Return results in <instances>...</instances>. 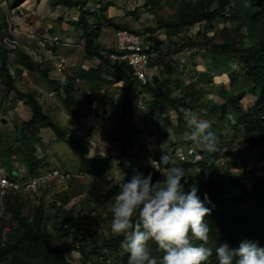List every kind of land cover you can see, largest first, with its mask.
<instances>
[{
	"label": "trees",
	"instance_id": "obj_1",
	"mask_svg": "<svg viewBox=\"0 0 264 264\" xmlns=\"http://www.w3.org/2000/svg\"><path fill=\"white\" fill-rule=\"evenodd\" d=\"M52 1H54L55 5L65 7L62 14L65 11L80 7L79 18L74 23L77 29L82 31L80 37L85 38V51L89 56H100L104 62L103 66L108 67L103 68L100 66L91 70L79 67L77 75L92 83H100V81L105 80L106 73L118 74V77L124 80V86L119 93L99 92L100 94H97L95 91V96L93 95L94 99L100 102L103 101L104 107L101 116L113 113L114 107L120 108V112L117 114V124L109 132L111 141L119 148V153L109 154L106 157H89L87 142L82 141L81 137L74 138L70 136L66 130L52 119L50 114L52 106L48 105L45 109V106L39 101L41 100V94L43 95L42 91L37 92L35 95L32 92H22L17 88V79L23 77L25 70L30 73L43 71L49 80L48 84L55 88L56 79L51 73L48 74L49 70L52 72L54 70L53 59L44 57L42 61L35 60L23 49L5 47L2 43V38L7 34L6 32L0 34V79L4 85L2 100L3 102L11 101L12 108L15 107L14 103L23 100L31 109L32 118L23 122L22 126L17 127L15 135V143H17L19 148L21 160L25 165L29 166L30 171L39 170V166L45 163L46 158L40 159L34 155L36 143L42 138L41 136L38 138V133L41 134V129L45 127L52 128L59 135V138L68 142L80 156L81 166L86 167L90 174H101L107 171L115 172L124 169L123 158L135 156L139 151L145 152V156L150 159L155 158V155H149L153 153L148 145H151L152 141L147 139L145 141L148 142L147 144L141 141L140 136L144 133L150 135L149 137L160 135L168 138L170 146L179 148L178 144L180 142L175 138H170V140L168 137L170 126H174L177 134L181 132L185 134L184 132L191 131L188 127L187 119L195 116L200 120L209 121L214 131L215 129L219 130L216 135L218 142L219 135H221L220 125H226L228 130L235 129L242 132L251 141L252 146H250L248 151H245V148L239 151L229 148L223 150L221 145H217V151L215 152H208L201 148L203 150V159L198 162L182 163L174 157L167 166L175 164L183 167L186 172L194 168L200 170V175H196L197 177L190 176L189 178L186 176L182 179V183L185 184L186 191L190 190L192 185L198 186V195L201 199L203 200L204 194L207 193L211 200V203L205 201V206L212 209L210 215L205 217L210 233L209 240L204 246L212 250V255L208 258L207 264H218L215 249L224 242H227L232 247H238L242 240H249L258 242L261 247H264V175H257L256 171L258 169L251 174L249 168H246L241 177H234L232 170L228 168L229 160L226 166L216 164L217 159L228 157V154L235 157L251 154L249 157L254 155L255 159L264 156V0H179L181 4L178 10L179 13L173 16L176 20H172L173 18L166 21L161 18L156 19L158 27L166 28L170 37L197 21L206 20L207 28L215 26V22L219 20H224L235 26H215L216 34L210 36L202 33L201 36L203 38L198 43L209 49V52L204 57L211 61V66L216 65L222 70L227 69L231 85L227 88L225 84H222L221 88L216 92L218 95L219 92L222 94L223 102L218 99L215 102L204 91L200 93V96H196V93L191 91L192 84L183 86L187 90L183 88L182 93L179 94L174 92L173 87L160 84L152 90L154 97L149 101V107L156 115L152 121L154 128L150 127L149 129L141 127L135 121V116L139 113L132 92L135 80L126 71H123L124 67L122 65L111 63L110 59L103 53L102 45L99 42L103 20L113 27H129L126 23L117 24L115 18L112 19L106 16L105 11L112 4V1H106L102 7V3L97 0L96 3L100 4V6L93 10L85 8L90 0ZM149 2H157V0H149ZM99 11L100 13L98 14ZM90 17L94 18L95 21H91ZM90 25H92L91 30H89ZM230 28L234 32H238L237 36H232L229 33ZM220 29H223L221 32L224 34L222 42H219L216 36ZM60 35L63 36L64 34ZM245 37H248L250 42H245ZM192 43L194 41L190 40L189 44ZM16 55L19 56V66L16 74H14L10 60L15 58ZM230 62L231 68L234 63L241 64L242 71L239 76H237L236 69L229 70ZM216 74L221 75L219 73ZM211 77L209 78L210 81H212ZM209 79H206L205 83ZM241 79H246L250 82L243 89H239L237 85L241 82ZM180 85L181 82H176V86L179 87ZM253 86L255 90L251 94L250 88ZM178 87H175V89ZM92 88L95 89L94 87ZM58 90H60L59 86ZM73 91H76L74 86L65 87L66 97L64 102L67 110L79 118L81 116L78 109L79 101L74 98ZM246 94H251L255 98L253 104L248 108L242 105ZM219 97L222 99L220 95ZM71 104L77 106V109H74ZM170 110H174L177 115V123L175 125H172L174 123L169 114ZM146 113L144 112V114ZM136 142L140 144L138 146L139 151L133 150L130 152L129 147H134ZM2 144H5V146ZM2 146L4 148L0 152V161L4 164L0 163V169L6 171L11 177L21 174L23 172L21 168H12L10 166L9 160L14 153V146L11 143H3L0 138V149ZM258 147L263 148V151L251 153L253 148ZM180 148L184 149L182 146ZM153 150L156 151L158 149L155 148ZM1 165H4L7 169ZM165 166L162 164L161 168ZM141 172H145L143 173L145 176L151 173L153 183L163 179L161 173L153 165H150L147 169H141ZM246 174L253 179L252 186L249 188L245 184ZM129 179L131 178L125 179L122 183ZM236 185H243L240 191L233 188ZM119 186L114 185L108 190L117 193ZM71 187L72 189L74 188V183L63 194H60L61 197L56 198V200H61L63 204L68 202L70 194L73 192L72 189L70 190ZM49 190V188L42 189L40 191L41 197ZM232 190L234 195H228ZM40 193L34 196V201H36ZM19 198V196H16L13 201L9 199L6 204L5 210L11 212L17 224L7 233L5 239L0 236V264H74L69 260L71 245L67 237L83 241L80 246L81 253L84 255L85 262L83 264H88V261L91 264H100L107 259L113 264H128L129 254L124 253L121 247L123 237L112 233L110 228L112 213L108 218L99 216L95 225H89L82 233L78 234L76 232L74 236H71L70 229L62 228L63 225L61 223L64 221L66 214L61 210V207H57L56 210L50 209V213H47L43 206L44 202L39 200L37 205L34 206L32 213H25L23 210L25 200L22 202ZM105 198H107V194H104L102 199L94 198L90 204H93L94 201L104 204L106 202ZM80 208L78 206L72 207L68 212L69 215L76 217V213L81 212L79 211ZM52 218H55L57 223V234H60L59 236L61 237L59 242L47 226L48 220ZM108 220L109 222L107 223ZM133 220L135 221V216ZM78 225L79 223L76 222L75 227L78 228ZM104 226L107 228L106 234L104 233ZM87 239L94 240V243L86 245L85 241ZM193 243L200 244L201 242L197 243L193 240ZM148 248L152 257L157 260L162 257L163 253L154 241L148 242Z\"/></svg>",
	"mask_w": 264,
	"mask_h": 264
},
{
	"label": "rangeland",
	"instance_id": "obj_2",
	"mask_svg": "<svg viewBox=\"0 0 264 264\" xmlns=\"http://www.w3.org/2000/svg\"><path fill=\"white\" fill-rule=\"evenodd\" d=\"M99 1H101L102 3L106 2V0H99ZM111 1L114 4L116 3L117 6L121 9V11L124 13L122 14L121 19L120 18L118 20L116 19V21L119 22V24L127 23L129 26L135 28V26L138 24V21H143L142 24L144 25L143 28L145 29L146 33H152V31L148 30L147 28H155L157 26L156 19L161 18L164 21L171 20L175 14L179 13L178 10L181 6L179 0H157V2H149V0H111ZM89 2L91 5L93 4L92 5L94 6L93 8H98L97 7L98 3H96L95 1L93 2L91 0ZM92 6H88V8L90 7L92 8ZM58 7L57 6L54 7V1L52 0H0V34L7 32V34L3 36L5 37L8 34H10L11 29L15 27V28L20 29L18 32L20 34L21 42H27L30 39L28 38L27 35H25V32H29L33 29L39 32L41 28L43 29L50 28L53 30L54 33H65L64 29L62 28L63 21L61 19L59 20V17H58V15L62 12V10L58 11L57 9ZM32 10L35 11L38 17L33 18L34 16H32L33 19L30 20L31 18L30 14L32 13ZM41 12H42V15H40ZM99 13L100 11L98 12V14ZM111 14H110L111 18L114 19L115 17L112 16ZM63 18H66V15H64ZM78 18L79 16L74 18V20L76 21ZM172 20H176V18H173ZM91 21H93L92 18H91ZM105 23L106 22L103 20L102 30L104 26L107 27L106 29L107 33L106 32L101 33L99 39L104 38L106 40L110 36L114 40V36H113L114 27L107 23H106L107 25H105ZM231 26H235V25L229 22L226 25V27H231ZM91 27L92 25H90L89 30H91ZM222 30L223 29L218 30V33L216 35L217 40L219 42H222L224 38V34H222L221 32ZM242 30H245V29H242ZM212 31L215 32V30H212ZM48 32L49 31H47L45 34H48ZM164 33L167 34L164 29H157L153 31L152 36L148 34H145L144 36L148 42L154 43L156 40L153 39L152 37H155V36L159 37L158 35H161ZM229 33L232 36H237L238 34L237 31L234 32L233 30H231V28L229 30ZM245 38H246L245 42H250L248 37H245ZM35 46L38 50L40 49L38 45H35ZM101 47L103 48L102 50H106L110 48L108 47L107 44H104ZM70 48L79 49L81 53H79V56L77 59H79L80 62L85 61L83 50L78 45H75V46L71 45ZM203 59L204 57L201 58V60L200 59L197 60V62L199 63V68L201 70L205 69L206 71H208L212 69L215 71V73H219V74L227 73L228 74L226 68L222 70V68H220L219 66H216V65L211 66L210 63H208L207 61ZM10 64L12 67L16 68V59L11 58ZM69 64L71 65L73 63L69 62ZM202 64L204 68L201 66ZM92 65L94 64L90 62L88 66L90 70L92 68ZM233 68H235L236 71H238L237 76H239L242 71L241 64L234 63V66L231 68V62H230L229 70L232 71ZM53 69H54V65H53ZM206 71H202L200 73L199 75L200 80H203L206 78V76L208 75ZM50 73L54 76L51 70H49L48 74ZM184 77H186L185 85L189 86V84H192L191 91L195 92L196 96H200L201 95L200 93L204 91L206 94L210 93V94H213L214 96L216 95L219 101L221 102H223L224 98L220 92H219V95L221 96L222 99H220L219 95L216 93L217 84H221L220 82H226L225 86L227 88H229L231 85L229 77L226 74L217 76L216 80L213 78L215 87L205 85V87H207L206 90H204V84L200 83V80H197V79L193 80L192 77H189V75L184 76ZM66 78H67V82L65 84V87L71 86V83H74L72 84V86L76 88V91H73V94L75 95L74 98L79 101L78 109L80 110L81 116L77 118L70 111H68L66 108L65 102H64V99H65L64 96L66 95L65 94L61 95V93L60 94L57 93L55 94L57 96L53 98L54 100L52 102L50 101V98L48 101L42 102V104L45 106V109L48 107V105L52 106L51 107L52 110H50L52 119L55 122H57L61 126V128L66 130L70 136L74 138L81 137L82 141H85L84 137L90 134V136L86 137L87 143L85 142L88 147L89 157L90 156L106 157L109 154H113V153L116 154L117 152L119 153V148L117 147L115 143L111 141L109 132H111L112 128L116 126L117 124V114L120 112V108L114 107L113 113H109L105 116H101L102 111H103V109L100 110L99 108V105L101 104L99 103L98 105L94 106L92 104L93 96H88V93H87L89 86L94 87L96 90H98L99 88H101L103 83L101 81L100 83L99 82L92 83V82H88L85 80L83 83H80V84L79 82L76 83V81H74L73 79L72 72L70 71H68V74H66ZM178 78H179L178 75L171 68H167L166 70L162 72V80H165L164 83L167 84L166 86H171V87L175 86ZM48 82L49 80L47 79V75H45L43 71H33L31 73L30 72L27 73V75L25 76L23 75V77L19 79L16 82V84H17V88L22 92H32L33 94L36 95L37 92L42 91L44 93V96L46 95L44 99H48L46 93H48L49 90L52 88L48 84ZM107 82L109 84L107 85L109 86L108 87L109 93H112V94L116 93L115 86H113L114 82L113 81H107ZM249 83L250 82L248 80L241 79V82L237 85L239 89H243ZM205 84H207V82ZM54 85L57 86L56 84ZM103 88L107 89L106 87H103ZM0 93L2 97L3 96L2 93H4V89L0 90ZM59 95L61 97H59ZM254 99L255 98L252 97V95L246 94L245 97L243 98L242 105L245 108H248L253 104ZM219 101L217 102L221 103ZM54 106H55V109H54ZM71 106H73L74 109H77V106H75L74 104H71ZM27 108H29V106L22 100V102L20 103V107H18L16 110L18 114L19 112L21 113L18 115V117H16V115L14 116L12 115V113H14L13 111L14 108H12L11 101L10 102L5 101L0 104V114L4 112L5 109H8L7 114H9L10 109H11V113L9 115L6 114L7 115L6 116L2 114L6 116L4 117L6 122L4 121V119L0 120V138L4 139L5 143H9V144L11 143L14 146L13 154H15L16 157L12 158L11 156V160L19 161L18 163L20 164V167L18 168H22V169L25 168V166L22 165L24 164V162L21 160V157L19 154V148L17 147V143H15V135H16L17 127L22 126L23 122L30 120L28 119V113H26ZM169 114L171 115V118L173 119L172 122L174 124L172 125H175L177 123V115L175 114L174 110H170ZM135 121L137 122L138 125H140L143 128L144 127L148 129L150 127L154 128V125L152 123L153 119L147 118L144 112L140 111L138 114H136ZM3 123H6V124H3ZM85 124H88V127L90 128L93 127L91 132H89L90 130L87 129V126ZM94 127L97 128L96 129L97 133H95ZM220 127H221L220 128L221 135H219L220 138L218 139L217 145H221L223 150L229 148L231 150L239 151L245 148V151H248L250 149V146H252L251 141H249L242 132L236 131L235 129L228 130L226 128V125L224 126L220 125ZM168 130H169L168 132L169 139L175 138L178 142H180L178 144L179 146L186 148L187 145L192 142L191 140L186 139L185 134H182V132L177 134L176 130L174 129V126H170ZM211 130L215 133V135H217V133L219 132L218 129H215L214 131L213 127H211ZM49 132L50 130L47 127L41 129V134L38 133V138L40 136L42 138L38 143H36L35 148L37 149V153H39L40 155L45 154V158L50 164H55L59 166L63 171L70 172L71 174L75 176L71 182L72 184L74 183V188L73 189L72 187L70 188V190L72 189L73 192L70 194L71 199L68 202L72 206L74 205V202H77V206L81 207L79 210L81 212L76 213L75 215L76 219L79 221V226L82 229H86L89 225H95L97 223V220L99 219V216L108 218L109 215L111 214V205L114 202L113 196L116 194L115 192H111L110 190H108V189H111L112 186H110L108 183H105V182H99V183L95 182L92 176L90 175V172L87 170V168L84 166H81L80 156L73 150V148L68 144V142L62 138H59V135L56 132L52 131L53 136H51L52 132H51V135ZM188 132L189 131H186L184 133H188ZM78 133L83 136H80ZM149 136L150 135L143 134L140 136V138L144 144H147L148 142H145V141L147 139H150L152 141L151 146L153 147V149L154 148L158 149L155 152L150 153L149 154L150 156L157 155L161 151L163 152L170 151V147L172 148V146H170L169 144L168 138L161 137L160 135H155L156 137H149ZM89 137H90V140H89ZM95 142L96 143L98 142L99 146L95 145ZM105 144H108L107 150L106 148H104L106 147L104 146ZM129 150L131 152L134 150V148L129 147ZM135 150H136V147H135ZM262 150L263 148H259L256 150V152H261ZM95 154H97V156ZM171 157L174 158L175 153H171ZM134 158L135 160L137 159L136 157ZM228 160L231 161V164L228 165V168L232 170L233 172L232 175L234 177H241L244 171L246 170V168H249V171L251 172V174L254 170L258 169V171H256L257 175H264V157L262 159L255 161V156L252 155L251 157L247 159V163H245L242 158L241 159L234 158L233 156L228 154V157H220L219 159H217L216 164H218L219 166H223V165L226 166ZM131 161L132 160L129 161L128 157H125L123 159L125 168L121 170H127L129 163ZM0 163L4 164L3 162H0ZM10 164L14 166L17 163L13 162ZM130 167L131 166H129V168ZM42 170L43 169H41L40 172ZM117 172L121 174L120 172L122 171H117ZM141 173H145V172H141ZM187 173H188V176H187L188 178L190 176L197 177L198 174L200 175V170L197 168H194V169L188 170ZM25 174L30 175L31 173L25 172ZM75 178H76V181H74ZM245 181L247 183V187L248 188L251 187L253 183V179L248 174L245 175ZM55 186L57 188L50 190L49 192L44 194L42 197L40 193L37 196L35 202L32 200L26 199L25 207H24L25 213H31L34 209V206L37 205L39 200L41 202H44V205L50 209L52 207L53 200L55 198L61 197L60 193L64 191L62 190L63 187H61V185H55ZM239 186H240L239 189L236 186L234 187V189L237 191H240V188L243 185H239ZM104 194H107V198H105L106 202L104 204H102L99 201L98 202L94 201L93 204H90V202H92L94 198L102 199V196ZM228 195L230 196L234 195L233 190ZM64 214H67V213L64 211ZM108 222L109 220L107 221V223ZM15 224H17V222L16 220L13 219V215L11 214V212L9 210H3L0 207V231H1L0 236L5 239V236L7 237V233L14 228ZM106 232H107V228L104 226V233L106 234ZM62 233L64 234L63 231ZM57 239L59 242L61 238L59 239V237H57ZM68 242L71 245L70 239H68ZM196 242L198 243L199 241H196ZM93 243H94V240L92 239H87L85 241L86 245H92ZM75 253H77L79 258L73 259V260L76 262V264H80L81 261L84 260V255L81 253L78 254L79 253L78 251H75ZM69 260L71 261L70 258ZM35 264H38V263H35Z\"/></svg>",
	"mask_w": 264,
	"mask_h": 264
},
{
	"label": "clouds",
	"instance_id": "obj_3",
	"mask_svg": "<svg viewBox=\"0 0 264 264\" xmlns=\"http://www.w3.org/2000/svg\"><path fill=\"white\" fill-rule=\"evenodd\" d=\"M88 6H92L90 2L86 4L85 8H88ZM99 6L100 4L97 5V7ZM93 7L94 6L90 8L93 10L95 9ZM78 10L80 9L78 8ZM206 22H207L206 20L197 21L192 25H190L189 27H187L186 29H184L183 31L173 35V37H171V41H172L171 43L174 44V48L171 51L169 49H166L164 46H162L164 48V53H167L172 56L171 58L172 61L170 63L167 62L163 64V68L160 72V79L156 77L155 80L157 84L156 87H150L151 89L149 88L150 94L153 97L154 95L152 93V90L154 88H157L160 84H164L165 86L167 85L166 83H164L165 80H162V72L164 71L166 64L168 65L170 64L169 66L173 67V69L177 68L178 70H180V73L177 74L179 77L177 79V82H181V85L179 87L176 85L172 86L174 88V92L177 91L176 92L177 94L179 89H180V93H182L183 88H185L183 86H185L186 77L184 76L189 75V77H192L193 80L194 79L200 80L199 78L200 73L206 70L205 69L201 70L199 68V63L197 62V60L198 59L201 60V58H203L204 55H206L209 52L208 48L206 52H202V53L201 52L193 53L191 55H186V56L179 55V58L184 60L183 67H180L179 65L180 60L178 58H175L174 55H177L178 52L185 46L198 44L197 41L187 38L186 35L182 36L181 39L178 40L177 36L179 33L187 32L192 28L196 32L195 34L197 40L200 41L203 38V36H201L202 33L213 36L216 34L215 26L226 27L228 23L225 22L224 20H219L215 22L214 24L215 26L211 28H207ZM195 26L198 27L199 29L196 28ZM156 27L162 29L158 27V25ZM115 28L118 27H114V29ZM123 28H129L133 31L138 32L143 37V39L146 42H148L144 36L146 32L143 26L138 28H133L131 26L123 27ZM163 29L167 33L166 28L163 27ZM212 30H215V32H213ZM190 40H193L194 43L189 44ZM156 46H160V45H156ZM193 60H195V62H193ZM203 60L207 61L211 65V61L209 59H206L204 57ZM172 62H177V65L176 64L171 65ZM201 66L203 67V64ZM233 66L234 64L232 65V67ZM206 73H208L206 78L200 80V83L204 84V90L207 89L205 85L215 87L213 78L216 80L217 76H219L212 69L206 71ZM223 74H226L229 77L227 73H223ZM107 76L115 77V79H113V82L114 80H116V78H118V74L116 75L109 73L108 75H106V78ZM210 76H212L211 77L212 81H210L209 79ZM206 79H209L207 84H205ZM220 83L221 84H217L216 86L217 90H219L221 88V85L225 84L226 82H220ZM136 84L137 83L135 81V85ZM175 87L178 88L175 89ZM185 89L187 90V88ZM207 96L210 99L214 100L215 102L218 99L216 95L214 96L213 94L210 93H207ZM137 111L140 112V110ZM2 114H4V112H2ZM4 117L6 116H3L2 119H4ZM187 124L188 127L191 129L190 132L185 133L186 139L192 141L189 144V146L196 144V146L201 147L205 151L208 152L217 151V138L215 133L210 130L211 124L209 121L200 120L195 116H191L187 119ZM148 145L150 146V144ZM135 147L136 146L133 147L134 150ZM259 148L261 147L253 148L251 153L256 152V150ZM152 151L155 152L153 149ZM159 153L155 156L157 157ZM34 155L36 156V158H40V159L45 158V154L40 155L39 153H37V149L35 150ZM137 155L128 156V158L136 157ZM249 155L247 156L243 155L240 157L233 156V157L238 159L242 158L243 161L247 163V159L249 158ZM143 156H145V154H143ZM263 157L260 156L258 157V159L256 158L255 161L262 159ZM132 159L133 160L129 163V166L133 161H136L135 158ZM229 162L231 164L230 160ZM170 163H171V158L169 154L164 152L161 156L159 164L166 165L165 167L161 168L157 166V164H154L152 162L153 167L156 168L161 173L163 177L162 180L153 183L151 173L145 176L143 173L136 171L132 175L131 179L125 181L119 186V191L113 196L114 202L111 205L112 219L110 221V228L112 233H114L117 236L123 237V240L121 241V247L126 253L129 254L128 264H207L208 258L212 255V250L204 246L207 244L209 240V233H210V228L206 223L205 217L210 215L212 211L211 208L205 206V201L211 203V200L207 193L204 194V199L202 200L201 197L198 195L199 188L196 185H192L190 190L186 191L185 184L182 183V179L188 176V173L183 167L176 166L175 164H172L171 166H167ZM182 163H195V162H182ZM129 166L128 169L125 170V172H129ZM49 167H56L62 170L59 166L55 164H50L46 159L45 163L42 166H39V171L43 169L41 172H44L48 170ZM25 172L31 174L26 175ZM35 172H37V169L36 171H30L29 166L26 165V167L23 168V172L15 177L17 179L27 178L32 174H34ZM90 175L92 176L94 174H90ZM108 178L112 179L111 172L109 173ZM245 184L247 186L246 181ZM70 185H72V183ZM236 187H238L239 189V185H236ZM42 189L43 188H41L40 191ZM40 191L37 193H40ZM35 195L36 194L28 195L22 199L19 196L20 197L19 199L22 202L26 199L34 201ZM15 198L16 197L13 196L8 197L4 205H2L0 202V207L3 210H5L8 200L10 199V201H13L15 200ZM70 199L71 198L69 197V200ZM43 206L46 209L47 213H50V209L53 210L57 209V206L55 205V200H53L52 207L50 209L47 208L44 204ZM74 206H77V202L75 203ZM134 216H135V221L133 220ZM77 222L79 223V221ZM75 223H73L71 226V228H73V231L74 229H78V230L82 229L79 225L78 228L75 227ZM56 224L57 223L55 222V218H52L48 220L47 226L48 229L54 233V237H56V239L57 237H59L60 239L61 238L59 236L60 234L59 235L57 234V230L55 228ZM61 224L64 225V221ZM62 228L65 229L63 226ZM76 232L80 234L79 231ZM76 232L71 234V236H74ZM68 239L71 240V251L69 258L74 264H76V262L73 259H78L79 257L77 253H75V251H78L79 252L78 254L81 253L80 246L83 244V241L67 237V240ZM193 240L199 241L201 243L194 244ZM149 241H154L158 245L159 250L162 251L163 255L159 260L151 256L148 248ZM76 243L79 244V247H76ZM215 253H216V258L218 260V264H264V247H261L258 244V242L242 240L239 243L238 247H232L227 242H224L215 249ZM83 262L85 261L84 260L81 261L80 264H83ZM87 263L91 264L90 261H88ZM100 264H111V262L109 259H107L101 262Z\"/></svg>",
	"mask_w": 264,
	"mask_h": 264
},
{
	"label": "built area",
	"instance_id": "obj_4",
	"mask_svg": "<svg viewBox=\"0 0 264 264\" xmlns=\"http://www.w3.org/2000/svg\"><path fill=\"white\" fill-rule=\"evenodd\" d=\"M78 8L80 9V7ZM60 14H62V12ZM19 30L20 29L13 27L10 31V34L2 38V43L5 47H8L10 49H23L24 51H26V53H29L36 60L42 61L44 57L53 59V77L54 79H56L55 84L57 86H55V88H51V90L46 93L48 99H44L46 95L44 96L41 94V100H39L41 103L43 101H48L49 98L52 102L54 100L53 98L57 96L55 95L57 93L66 95L65 84L67 82L66 74H68V71L72 72L73 79L74 81H76V83L79 82L80 84L84 82V79H82L73 71L72 64H69L68 56L62 53V48L64 46L78 45L83 50L85 61L81 64L82 69L90 70L88 68L90 62L94 64L92 65L91 69L98 68L100 66L103 67L104 65V62L100 56L87 55L85 51L84 37L73 38V36L71 35L61 36L60 34L56 33L39 34V32L33 29L29 32H25V35H27L30 40L27 42H21L20 34L18 32ZM195 33L196 32L191 28L187 32L179 33L177 39L180 40L182 36L186 35L187 38L193 39L199 43L200 41L197 40ZM113 36L114 40L112 39V42L108 45V47L110 48L103 50V53H105L108 59H110L112 64L117 63L119 65H122L124 67L123 70H125L127 74L136 81L137 84L132 90L136 108L137 110L147 112V118L153 119L156 117V115L149 107V101L153 99V96L150 94V87H156V77L160 79V72L163 68V64L167 62L170 63L172 61V56L164 53V48L162 46L149 44L138 32L133 31L129 28H115ZM34 44L38 45L40 49L38 50ZM31 45H33L34 48ZM206 51V46L194 44L191 46L183 47L177 55H174V57L180 60L179 65L180 67H183L184 60L179 58V55L186 56L193 53H202ZM107 78L109 80L115 79V77L113 76H107ZM72 84L74 83H71V85ZM58 86L60 87V90H58ZM90 88L91 89H88L87 91L88 94L95 91L106 93V89H104L103 87L98 90L93 89L92 87ZM179 93L180 89L178 90V94ZM59 97L61 96L59 95ZM99 103L101 104L99 105V108L100 110H102L104 104L93 98L92 104L94 106L98 105ZM3 116L4 115L0 114V119H2ZM139 145L140 144L138 142L135 143L137 151H139ZM149 148L153 149L151 145L149 146ZM163 153L164 152H161L156 158H152L149 160L148 157L143 156L145 152L139 151V154L136 156V161H133L130 165L131 167L129 168V172H125V170H117L124 173L123 174L122 172H120L121 174H119V172L117 171H107L101 174H94L92 175V177L97 183L105 182L110 186L121 185V183L126 178H131L136 171L141 172V169H147L150 165H153L152 162L161 167L162 164H159V161ZM166 153L169 154L171 159H173L171 157V153H175V159L180 162H197L203 158V152L201 148L196 146L195 144L190 145L184 149H181L180 147H170V151H167ZM132 158L134 157H129V160H133ZM110 172L112 173V179L108 178ZM74 177L75 176L70 172H64L56 167H49V169L44 172H40L39 170H37V172L27 178L17 179L16 177H11L10 175H8L7 172L3 169H0V202L2 205H4L8 197L20 196L21 198H24L28 195L37 194V192H39L41 188H49L50 190H53L57 188L55 185H61V187H63L62 190L65 191L70 186ZM63 192L59 193L63 194ZM54 200L55 205L57 207H61V210L67 213L66 217L64 218L63 227L65 229H70L71 234L76 231L82 233L84 229H74L73 231V228H71V226L78 220L74 216L71 217L68 213L76 202H74V205L72 206L69 202L63 204L61 200H56V198ZM76 247H79L78 243H76Z\"/></svg>",
	"mask_w": 264,
	"mask_h": 264
},
{
	"label": "crops",
	"instance_id": "obj_5",
	"mask_svg": "<svg viewBox=\"0 0 264 264\" xmlns=\"http://www.w3.org/2000/svg\"><path fill=\"white\" fill-rule=\"evenodd\" d=\"M91 1H97V0H91ZM106 1H108V0H106ZM111 1V0H110ZM99 3H101V2H99ZM105 3V2H104ZM104 3H102V7H103V5H104ZM116 4V3H115ZM113 2H112V4L111 5H109L108 7H107V10H106V13L107 12H109V13H107L106 14V16H108L109 18L111 17L110 16V14L112 15V16H114L115 17V22L118 24L119 22H117L116 21V19L118 20L119 18L121 19V17H122V14H124L122 11H121V9L117 6V4L115 5ZM93 5V4H92ZM57 7H58V5H56ZM55 6V4H54V7H56ZM58 9V11H60V10H62V12L64 11V9H65V7H61L60 5H59V7L57 8ZM72 10H74V11H72ZM79 10L76 8V9H71V10H68L67 12L65 11L63 14H62V17H59V15H58V17H59V20L61 19L62 21H63V25H62V28L64 29V31H65V33H60V34H64V35H71V36H73V38H80V36H81V30L80 29H77V27L75 26V20H74V18H76L77 16H79L80 15V12H78ZM40 15H42V12H41V14ZM64 15H66V18H63V16ZM32 16H34L33 18H35V17H38L37 15H36V13H35V11H33L32 10V13L30 14V20H32L33 18H32ZM57 17V16H56ZM92 18V17H91ZM93 20H94V18H92ZM142 22L143 21H138V24L135 26V28H137L138 26L139 27H144V25L142 24ZM105 25H107L106 23H105ZM129 26V25H128ZM130 27V26H129ZM51 28H52V26H51ZM105 29H107V27H105L104 26V28H103V30H102V33H104L105 32ZM148 30H150V31H152V33H146V34H148V35H150V36H152V34H153V31H155V30H157V29H159V28H157V27H155V28H147ZM163 29V28H162ZM47 31H49L48 33H51V32H53V30L52 29H50V28H48V29H43V28H41L40 30H39V34H43V33H46ZM107 33V32H106ZM167 36H168V38H167ZM153 39H155L156 41L154 42V43H150V42H148V43H150V44H154V45H160V46H164L166 49H169L170 51L174 48V44L173 43H169V42H171V37H170V34H169V32H167V34H161V35H159V37H157V36H155V37H152ZM99 42H100V44L103 46L104 44H107V45H109L111 42H112V37H108V39H102V38H100L99 39ZM33 48H34V46L33 45H31ZM62 53L65 55H67L68 56V58H69V62L70 63H73L72 64V67H73V69H74V71H75V73L77 74V69L79 68V67H82L81 66V64H82V62H80V60L79 59H77L78 58V56H79V53H81L80 52V50L79 49H75V48H70V46H64L63 48H62ZM15 59H16V68H14L13 67V73L14 74H16V71H17V67L19 66V63H18V60H19V56L18 55H16V57H15ZM36 60V59H35ZM193 62H195V60H193ZM173 64H176L177 65V62H172L171 63V65H173ZM170 65V64H169ZM168 64H166V67H165V69L164 70H166L167 68H171V69H173V67H170ZM103 68H105V67H103ZM174 71H175V73L176 74H179L180 73V70H178L177 68L176 69H173ZM24 74V76L25 75H27V73H29L28 71H24L23 72ZM22 75V76H23ZM106 75H108L107 73L105 74V77H106ZM19 80V78L17 79V81ZM107 81H111V80H109L108 78H106L105 80H103L102 82H103V85L101 86V88L102 87H106L107 89H106V92L107 93H109V91H108V87L109 86H107V85H109L108 84V82ZM113 81V80H112ZM123 85H124V81H123V79L122 78H116V80H114V84H113V86H115V92L116 93H119L120 91H121V89H122V87H123ZM3 87H4V85L2 84V82H1V79H0V90H2L3 89ZM89 89H91L90 88V86H89ZM100 89V88H99ZM51 90V89H50ZM43 93V92H42ZM88 93V92H87ZM95 93H97V94H100L99 92H95ZM95 93L93 92V93H90V94H88V96H95ZM3 94V93H2ZM0 104L3 102V100H2V97H1V93H0ZM103 102V101H102ZM20 103H21V101H17V103H14L15 104V107H14V109H13V111H14V113H12V115L14 116V115H16V117H18V115L21 113V112H19V114L16 112V110H17V108L18 107H20ZM30 108V107H29ZM29 108H27L26 109V113H28V119H31L32 118V112H31V109H29ZM54 109H55V106H54ZM29 111V112H28ZM7 112H8V109H5V111H4V113H6L7 114ZM10 112H11V109H10ZM8 115V114H7ZM9 121V120H8ZM4 122V121H3ZM6 122V121H5ZM8 123H10V122H8ZM3 124H6V123H3ZM86 126H87V129H89L90 131L89 132H91V130L93 129V127H88V124H85ZM47 128H49V130H50V135H51V132L52 131H54L52 128H50V127H47ZM97 128L96 127H94V131H95V133H97V130H96ZM55 132V131H54ZM51 136H53V132H52V135ZM83 136V135H82ZM88 136H90V134L88 135ZM87 135H86V137H88ZM86 137H84L85 138V142H86ZM1 140L3 141V143L5 142L4 141V139H2L1 138ZM89 140H90V137H89ZM2 145H4L5 146V144H2ZM95 145H97V146H99V143L97 142H95ZM104 146H106V147H104V148H106V150H107V146H108V144H105ZM115 147H116V145H115ZM4 147L2 146L1 147V149H0V152H1V150L3 149ZM113 150V149H112ZM96 156H97V154H95ZM102 156V155H101ZM14 157H16L15 155H12V158H14ZM1 162V161H0ZM9 162L10 163H13V162H15V163H17L16 165H14V166H12V165H10V166H12V168H18V167H20V164L18 163L19 161H12L11 160V158H10V160H9ZM23 166H25L26 167V165H25V163L24 164H22ZM1 166H4V165H1ZM5 167V166H4ZM6 168V167H5ZM7 169V168H6ZM21 170H23L22 168H21Z\"/></svg>",
	"mask_w": 264,
	"mask_h": 264
},
{
	"label": "water",
	"instance_id": "obj_6",
	"mask_svg": "<svg viewBox=\"0 0 264 264\" xmlns=\"http://www.w3.org/2000/svg\"><path fill=\"white\" fill-rule=\"evenodd\" d=\"M138 17V16H137ZM250 92L253 93L254 92V86L250 88ZM5 121V120H4Z\"/></svg>",
	"mask_w": 264,
	"mask_h": 264
},
{
	"label": "bare ground",
	"instance_id": "obj_7",
	"mask_svg": "<svg viewBox=\"0 0 264 264\" xmlns=\"http://www.w3.org/2000/svg\"><path fill=\"white\" fill-rule=\"evenodd\" d=\"M221 76V75H220Z\"/></svg>",
	"mask_w": 264,
	"mask_h": 264
}]
</instances>
